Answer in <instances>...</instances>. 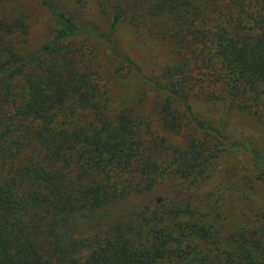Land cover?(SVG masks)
Wrapping results in <instances>:
<instances>
[{
  "label": "trees",
  "instance_id": "16d2710c",
  "mask_svg": "<svg viewBox=\"0 0 264 264\" xmlns=\"http://www.w3.org/2000/svg\"><path fill=\"white\" fill-rule=\"evenodd\" d=\"M144 1L177 45L190 48V58L207 53L219 58L221 99L241 95L247 108L250 100H264V0ZM40 3L59 26L28 55L17 50L28 32L25 20L0 15V264H175L190 253L180 252L183 243L193 253L192 263L264 264V215L257 231L241 229L231 239L234 247L220 252L224 257L214 263L211 250H199L214 243L211 225L198 221L180 224L178 237L151 227L146 244L128 240L124 230L137 210L103 223L89 254L76 256L81 238L68 230L82 217L101 218L113 202L147 192L167 175L188 176L195 184L202 173L209 175L214 155L222 150L243 151L259 166L264 148L230 141L197 119L188 104L192 72L167 66L151 81L173 100L162 107L163 125L176 131L189 121L203 136L183 149L171 147V156L161 159L169 149L162 139L142 132V123L129 112L107 115L104 100L98 99L94 74L82 64L83 45L76 41L98 32L80 22L75 11L49 0ZM121 17L114 14L112 28ZM164 208L171 218L189 219L193 213L188 206Z\"/></svg>",
  "mask_w": 264,
  "mask_h": 264
},
{
  "label": "rangeland",
  "instance_id": "374dc122",
  "mask_svg": "<svg viewBox=\"0 0 264 264\" xmlns=\"http://www.w3.org/2000/svg\"><path fill=\"white\" fill-rule=\"evenodd\" d=\"M49 1L64 10L75 11L80 22L98 32L93 36L81 35L76 40L83 45L82 64L88 66L97 82L98 99L104 100L107 115L114 118L129 112L142 123V132L156 140L162 139L169 149L160 154L161 159L171 156V147L183 149L190 141L203 136L189 121L176 131L163 125L162 107L172 105L173 100L151 81L157 80L167 66L181 67L189 76L192 72L194 79L192 88L188 89V104L197 119L211 123L230 141H251L253 146L264 148V100H250L247 108L241 102V95L234 96L233 100L221 99L224 69L219 58H210L208 53L198 59L190 58V48L177 45L161 27L160 18L147 12L144 0ZM115 13H121L122 17L112 28ZM0 15L9 20H25L28 32L17 46L21 55L40 49L59 26L40 0H1ZM208 71L212 73L211 79ZM82 112L92 116L91 111ZM208 171L209 175L202 173L195 184H191L188 176L167 175L151 190L133 192L113 202L101 218L82 217L68 230L71 237L81 238V243L84 240L76 256L84 258L89 254L90 244L95 243V235L103 223L121 220L137 210L138 215L124 230L131 242L146 244L151 227L171 230L178 237L180 224L198 221L205 227L211 225V236H214L211 246H200L199 250H211L212 263L224 257L220 252L234 247L231 239L241 229L252 234L261 226L264 164L258 166L243 151L229 154L222 150L214 155ZM168 204L174 209L188 206L193 213L189 219L171 218L163 213ZM183 246L180 245V252L190 253L175 264H197L190 261L189 254L193 253L184 243Z\"/></svg>",
  "mask_w": 264,
  "mask_h": 264
}]
</instances>
